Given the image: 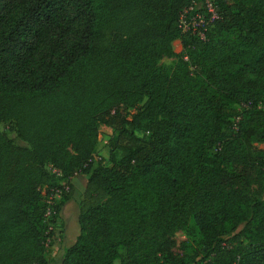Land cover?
Returning <instances> with one entry per match:
<instances>
[{"label":"trees","instance_id":"1","mask_svg":"<svg viewBox=\"0 0 264 264\" xmlns=\"http://www.w3.org/2000/svg\"><path fill=\"white\" fill-rule=\"evenodd\" d=\"M203 2L0 0V127L28 143L0 130V264H50L71 201L58 264H264V0H216L204 39L180 28Z\"/></svg>","mask_w":264,"mask_h":264},{"label":"rangeland","instance_id":"2","mask_svg":"<svg viewBox=\"0 0 264 264\" xmlns=\"http://www.w3.org/2000/svg\"><path fill=\"white\" fill-rule=\"evenodd\" d=\"M196 8L200 7L201 4H195ZM188 19L192 20V17H188ZM192 22H194L192 20ZM173 49L178 55L183 54V45L180 41H175L173 43ZM177 59H169L164 58L161 63L164 65L172 66ZM138 113V108L131 111V116ZM1 132H6L9 138L13 141V143L18 147H28V143L18 137L16 132V127L13 121L5 122L0 127ZM113 131L111 128L103 127L100 132L99 137V145L98 152L96 155V160L102 158L106 161V165L109 164L110 156H109V147L108 141L112 136ZM209 156H213L214 152H209ZM76 186L75 196L78 197L79 193L85 187V178L82 175H78L74 177ZM42 193H45V189L43 188ZM68 204V203H67ZM79 210L78 206L75 205V202L71 201L66 207H64L63 211H60L56 220L57 224L54 225L55 228V238L52 240L51 245L48 246L46 257L49 260L50 264H58L61 262L62 257L64 255L65 249L73 245L80 234V224L78 220ZM173 241L175 243L173 254L179 260L188 261L191 256L198 249L197 243L198 238L193 239L189 238L185 232H177Z\"/></svg>","mask_w":264,"mask_h":264},{"label":"built area","instance_id":"3","mask_svg":"<svg viewBox=\"0 0 264 264\" xmlns=\"http://www.w3.org/2000/svg\"><path fill=\"white\" fill-rule=\"evenodd\" d=\"M203 8H205V13L197 12L194 16H192V20L188 19V14H184L180 20V28L183 33H187L190 31H198L199 36L204 39L205 32H207L212 26L214 20L218 19V8L216 4V0H204ZM54 172H59L54 170ZM65 192L69 191V186L64 185ZM63 191H57V194L52 196L48 201V209L46 213L47 218H51L55 214L54 209V201L60 200Z\"/></svg>","mask_w":264,"mask_h":264},{"label":"crops","instance_id":"4","mask_svg":"<svg viewBox=\"0 0 264 264\" xmlns=\"http://www.w3.org/2000/svg\"><path fill=\"white\" fill-rule=\"evenodd\" d=\"M75 180H76V179H73V184H74ZM74 187L76 188V186H75V185H74Z\"/></svg>","mask_w":264,"mask_h":264}]
</instances>
